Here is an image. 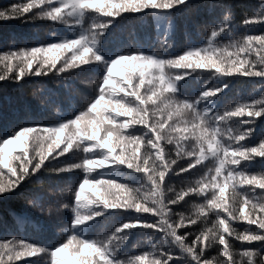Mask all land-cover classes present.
Returning <instances> with one entry per match:
<instances>
[{
	"label": "snow or ice",
	"instance_id": "1",
	"mask_svg": "<svg viewBox=\"0 0 264 264\" xmlns=\"http://www.w3.org/2000/svg\"><path fill=\"white\" fill-rule=\"evenodd\" d=\"M259 5V11L247 13L241 21L247 29L264 24V0ZM195 7L196 0H22L0 10V20H48L69 32L0 54V63L6 61L0 81L20 84L26 77L51 75L69 87L73 73L95 75L94 94L84 101L85 107L73 105L57 121L26 116L20 124L0 127V198L19 193L29 183H41L46 171L57 177L83 172L78 187L68 189L72 199L57 209L70 210L63 238L46 246L5 238L0 241V264L39 256L49 264H264V171L251 168L257 159L264 162V136L255 146L247 143L257 119H264V91L232 109L216 110L232 79L264 84V34H244L220 46L218 40L232 29L233 4L213 0L212 7L221 9L222 18L211 24L201 45L173 52L164 39L157 51L110 39L126 18L148 14L156 30L163 25L167 33L177 10ZM253 54L255 59H250ZM193 76L208 78L195 98L184 91ZM234 118L236 129L230 126ZM137 131L139 135L133 134ZM180 132L190 135L178 136ZM165 143L175 144V158H170ZM81 150L79 162L64 159L65 154ZM185 157L182 167L178 161ZM209 158L214 173L209 169L174 198L166 195L173 191L167 187L171 175L187 174ZM117 168H126V178L112 174ZM209 184L211 199L206 194ZM86 188L92 190L91 197L84 195ZM201 194L205 203L197 205L195 218L177 213L179 219H172L171 205ZM26 200L41 213L50 212L41 192L28 193ZM208 215L216 217L211 228L202 227L197 233L185 228ZM109 219L118 226L109 229ZM236 220L247 222L242 232L232 227ZM4 227L0 218V228ZM140 231L158 233L161 240L128 256L124 249L132 234ZM233 239L241 242L239 259ZM212 248L216 255L209 259L206 254Z\"/></svg>",
	"mask_w": 264,
	"mask_h": 264
},
{
	"label": "trees",
	"instance_id": "2",
	"mask_svg": "<svg viewBox=\"0 0 264 264\" xmlns=\"http://www.w3.org/2000/svg\"><path fill=\"white\" fill-rule=\"evenodd\" d=\"M20 2L22 0H0V10L8 8L12 3ZM196 2L198 7L180 9L173 14V26L167 33H165L163 25L157 31L153 16L148 14L141 17L126 18L113 30L110 39H115L123 45L141 43L147 49L157 51L160 50L161 42L164 39H167L168 43L171 44L170 51L173 52H180L192 44L201 45L206 41L211 24L222 18V11L219 7H212L213 0H196ZM232 4L230 21L232 29L218 40L217 43L220 46H223L228 40L239 39L244 34H264V24L257 23L251 29H247L241 23L247 13L260 10L259 0H232ZM53 33L69 35L65 26L53 24L48 20H0V54L20 47H31L41 41L50 40ZM109 47H112V45L110 44ZM229 51H232V49H229ZM250 59H255V54ZM5 63L6 61L0 63V75L5 70ZM13 63L15 64L16 61L14 60ZM172 74L175 75L176 71L172 70ZM93 79H95V75L92 72L73 73L67 81L69 87H65V82H58L51 75L43 78L26 77L23 83L20 84L13 81H0V127H11L20 124L26 116L37 121H57L62 116H66L73 105L77 108L85 107L84 101L94 94ZM207 79V76L201 78L193 76L187 80L184 91L195 98L198 90ZM208 82L210 84L215 83V81ZM262 91H264V84H261L259 80L254 81L244 77L232 79L223 94L219 96L216 110L222 112L225 109L234 108L238 102L259 98ZM70 118H74V115ZM230 126L234 129L239 127L238 122H235V118ZM140 127L137 126V128ZM177 127H182V125H177ZM74 129L75 126H73ZM133 134L139 135L140 133L137 131ZM186 134L190 135V133L180 132L178 136ZM262 136H264V119L258 118L255 123V133L247 141L248 145L255 146ZM165 150L170 153V158H175L174 143L171 145L165 143ZM83 155L82 150L74 153L70 152L65 154L64 159L67 162L76 163L80 161ZM186 161L187 158L185 157L178 163L180 166L186 167ZM251 168L253 172L264 171V162L257 159ZM209 169H212L214 173V161L210 158L203 162V166L197 165L195 170H189L187 174L171 175L167 179V187H170L173 191L166 193V195L174 198V194L179 192L182 187L186 189ZM126 172V168H117L112 174L124 179L126 178ZM82 178V170L64 173L59 177L46 171L40 177L41 183H29L19 193L0 198V218L3 219L6 225V227L0 228V241L15 236L17 239H25L28 242H35L39 246H46L52 244L55 240L62 239L63 228L68 223L70 210L57 211V209L59 205L72 199L68 189L78 187V183ZM104 179H107V177H104ZM34 191L43 194L44 207L50 209V212L41 213L38 209L27 204L26 195ZM206 194L209 199L212 198L210 184ZM84 195L91 197L93 195L92 190L86 188ZM203 195H189L178 205H171L172 219H179L177 213L195 218L197 205L205 203L202 199ZM225 195L230 196L231 192L226 190ZM238 200L239 197H237ZM235 209L237 215H239L238 202L235 204ZM223 215L225 214L222 213ZM215 220L214 215H208L205 219H201L198 225L185 224V228L190 233H197L202 227L211 228ZM106 226L111 229L118 226V223L114 219H109L106 221ZM232 227L236 228L238 232H242L247 227V222L243 220L232 221ZM183 231L184 229L178 230L181 235H183ZM8 233H11V235H8ZM193 238L195 237L193 236ZM160 240V235L152 231L134 232L124 252L128 256L139 255L141 251L149 250L151 244L159 243ZM232 243L234 244V255L239 259L238 253L242 250L240 248L241 242L233 239ZM216 251L215 248L210 249L206 254L207 258L211 259L215 256ZM16 264H49V262L43 256L22 257Z\"/></svg>",
	"mask_w": 264,
	"mask_h": 264
}]
</instances>
